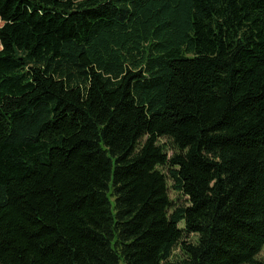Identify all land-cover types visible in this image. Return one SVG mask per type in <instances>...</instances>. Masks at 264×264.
Returning a JSON list of instances; mask_svg holds the SVG:
<instances>
[{
    "label": "trees",
    "instance_id": "obj_1",
    "mask_svg": "<svg viewBox=\"0 0 264 264\" xmlns=\"http://www.w3.org/2000/svg\"><path fill=\"white\" fill-rule=\"evenodd\" d=\"M263 248L264 0H0V264Z\"/></svg>",
    "mask_w": 264,
    "mask_h": 264
},
{
    "label": "rangeland",
    "instance_id": "obj_2",
    "mask_svg": "<svg viewBox=\"0 0 264 264\" xmlns=\"http://www.w3.org/2000/svg\"><path fill=\"white\" fill-rule=\"evenodd\" d=\"M159 143L162 144V143H166V141L164 139H159ZM169 196L172 200H175V199H178V202L182 203L183 200H181V198L176 195L172 190H169ZM111 202H113V199L110 198ZM180 226H182V224H180ZM190 238H192V236H190ZM179 254V251L176 249L174 252H173V259L175 258V256H178ZM258 258L262 261H264V248L262 249V251L259 253L258 255ZM122 264V263H121Z\"/></svg>",
    "mask_w": 264,
    "mask_h": 264
}]
</instances>
